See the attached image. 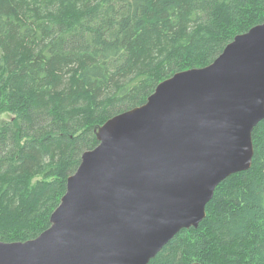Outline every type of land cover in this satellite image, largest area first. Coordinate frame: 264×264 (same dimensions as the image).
Listing matches in <instances>:
<instances>
[{"label":"trees","instance_id":"1","mask_svg":"<svg viewBox=\"0 0 264 264\" xmlns=\"http://www.w3.org/2000/svg\"><path fill=\"white\" fill-rule=\"evenodd\" d=\"M263 17L264 0H0V240L49 226L96 125ZM252 142L251 167L148 264H264V119Z\"/></svg>","mask_w":264,"mask_h":264},{"label":"water","instance_id":"2","mask_svg":"<svg viewBox=\"0 0 264 264\" xmlns=\"http://www.w3.org/2000/svg\"><path fill=\"white\" fill-rule=\"evenodd\" d=\"M262 119L264 17L210 63L174 72L96 125L49 226L0 240V264H148L199 225L219 183L251 167Z\"/></svg>","mask_w":264,"mask_h":264},{"label":"rangeland","instance_id":"3","mask_svg":"<svg viewBox=\"0 0 264 264\" xmlns=\"http://www.w3.org/2000/svg\"><path fill=\"white\" fill-rule=\"evenodd\" d=\"M36 179H37L36 177H35V178H32V179H31V182H34Z\"/></svg>","mask_w":264,"mask_h":264}]
</instances>
